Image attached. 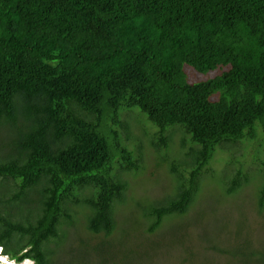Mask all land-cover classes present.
<instances>
[{"label":"trees","instance_id":"obj_1","mask_svg":"<svg viewBox=\"0 0 264 264\" xmlns=\"http://www.w3.org/2000/svg\"><path fill=\"white\" fill-rule=\"evenodd\" d=\"M187 68L217 74L191 83ZM124 111L158 130L156 148L176 129L191 144L171 167L174 197L146 213L156 230L187 214L222 146L264 132V0H0V248L11 261L51 264L75 206L91 234L114 232L122 174L141 169L121 139ZM249 179L239 169L224 190ZM235 254L264 264L262 252Z\"/></svg>","mask_w":264,"mask_h":264},{"label":"rangeland","instance_id":"obj_2","mask_svg":"<svg viewBox=\"0 0 264 264\" xmlns=\"http://www.w3.org/2000/svg\"><path fill=\"white\" fill-rule=\"evenodd\" d=\"M187 74L196 83L217 73L202 75L187 68ZM120 119L125 124L119 129L122 142L140 158L141 169L122 174L129 187L124 201L115 204V230L111 235L91 234L88 211L75 206L74 222L62 226L63 242L59 248L52 245L51 264H240L235 253L237 257L264 253V208L259 206L264 184L263 131L255 141L222 146L187 214L169 217L150 230L152 220L146 213L174 197L178 182L171 167L175 159L184 158L191 144L185 145L186 135L176 129L167 134L171 137L167 149L156 148L158 130L151 123L133 111H124ZM239 169L248 174L249 182L228 195L224 181ZM4 260L18 264L8 257Z\"/></svg>","mask_w":264,"mask_h":264},{"label":"clouds","instance_id":"obj_3","mask_svg":"<svg viewBox=\"0 0 264 264\" xmlns=\"http://www.w3.org/2000/svg\"><path fill=\"white\" fill-rule=\"evenodd\" d=\"M6 256L3 253V249L0 248V264H7L6 260H4Z\"/></svg>","mask_w":264,"mask_h":264}]
</instances>
